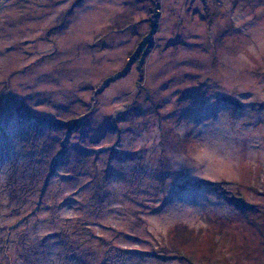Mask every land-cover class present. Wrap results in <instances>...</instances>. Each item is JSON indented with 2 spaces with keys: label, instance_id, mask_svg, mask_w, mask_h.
Here are the masks:
<instances>
[{
  "label": "rangeland",
  "instance_id": "374dc122",
  "mask_svg": "<svg viewBox=\"0 0 264 264\" xmlns=\"http://www.w3.org/2000/svg\"><path fill=\"white\" fill-rule=\"evenodd\" d=\"M0 264H264V0H0Z\"/></svg>",
  "mask_w": 264,
  "mask_h": 264
}]
</instances>
